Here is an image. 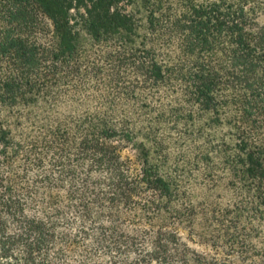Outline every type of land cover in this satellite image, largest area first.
I'll list each match as a JSON object with an SVG mask.
<instances>
[{
    "label": "trees",
    "instance_id": "trees-1",
    "mask_svg": "<svg viewBox=\"0 0 264 264\" xmlns=\"http://www.w3.org/2000/svg\"><path fill=\"white\" fill-rule=\"evenodd\" d=\"M263 9L0 0V264H264Z\"/></svg>",
    "mask_w": 264,
    "mask_h": 264
},
{
    "label": "rangeland",
    "instance_id": "rangeland-1",
    "mask_svg": "<svg viewBox=\"0 0 264 264\" xmlns=\"http://www.w3.org/2000/svg\"><path fill=\"white\" fill-rule=\"evenodd\" d=\"M264 2V0H262ZM257 21L260 25H264V9L259 13ZM207 184V182H204V180L200 177H196L193 179V181L189 182V186L201 188L204 187Z\"/></svg>",
    "mask_w": 264,
    "mask_h": 264
}]
</instances>
